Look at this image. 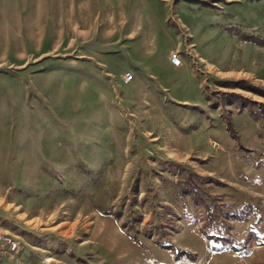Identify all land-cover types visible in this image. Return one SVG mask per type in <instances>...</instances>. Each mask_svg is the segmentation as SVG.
<instances>
[{"label":"rangeland","instance_id":"rangeland-1","mask_svg":"<svg viewBox=\"0 0 264 264\" xmlns=\"http://www.w3.org/2000/svg\"><path fill=\"white\" fill-rule=\"evenodd\" d=\"M145 3L0 9V264H264V0L166 2L198 65L253 74L205 68L197 108L123 82Z\"/></svg>","mask_w":264,"mask_h":264},{"label":"crops","instance_id":"crops-1","mask_svg":"<svg viewBox=\"0 0 264 264\" xmlns=\"http://www.w3.org/2000/svg\"><path fill=\"white\" fill-rule=\"evenodd\" d=\"M42 1L46 0H0V9H5L7 7H14L15 9L25 10L26 8H31L33 10L32 17L36 20L35 11L40 6ZM154 3H145L148 11L151 14L152 21L148 20L145 15V10L142 7V15L138 18H143V26L140 28V24H136L135 34L139 32V44L137 45V53L132 56L130 55V65L132 67V74H134L135 79L139 81H146L154 84L159 88L158 92L171 98L174 101L180 102L182 104L192 103L194 107L196 104L200 103L202 99L201 92V81L198 80L197 75L205 74V71H213L217 69L226 74H237L239 71L245 72V74H252V72L233 69L232 67L226 68L224 70L218 69L212 63L204 62L203 66H199L200 70L196 69L193 64V58L197 57L199 61H205L201 56H195V48L183 47L181 39H172L169 33L165 30V7L167 6V1L169 0H151ZM144 5V4H143ZM163 7V8H162ZM162 9V12H161ZM139 19H137L139 21ZM137 21V22H138ZM142 21V20H141ZM140 21V22H141ZM147 21L149 24L147 25ZM156 23V27H154ZM131 38H136L132 36ZM177 50L180 52L182 57L181 66H172L169 62L170 51ZM206 68V69H205ZM144 70H148L150 73V79L146 80V73ZM206 75V74H205ZM208 76V75H206ZM149 83V84H150ZM147 84V85H149ZM154 93V92H153ZM199 106H196V108ZM192 118V116H191ZM189 120L188 123L195 121ZM210 119L212 120L213 118ZM206 123L205 119H198L197 123ZM245 124H255L252 120H246Z\"/></svg>","mask_w":264,"mask_h":264},{"label":"built area","instance_id":"built-area-1","mask_svg":"<svg viewBox=\"0 0 264 264\" xmlns=\"http://www.w3.org/2000/svg\"><path fill=\"white\" fill-rule=\"evenodd\" d=\"M168 58H169L170 64L172 66H175V67L181 66V64L183 62L181 54L177 50L170 51ZM198 61H199V59L197 57L193 58V64L195 66L197 65L196 69L199 71L200 70V67H199L200 65L198 66ZM132 78H133V75H132L131 71H127V72H125L123 74V82L124 83H128L130 80H132ZM216 145H217V143L213 142V146H216ZM0 240L1 241L4 240L7 244H9L11 249H14L15 246H16L14 241L10 240V238H7L5 236H3V237L0 236Z\"/></svg>","mask_w":264,"mask_h":264},{"label":"trees","instance_id":"trees-1","mask_svg":"<svg viewBox=\"0 0 264 264\" xmlns=\"http://www.w3.org/2000/svg\"><path fill=\"white\" fill-rule=\"evenodd\" d=\"M235 135V134H234ZM235 137H236V135H235ZM193 194H194V198H198V197H196V196H198L197 194L198 193H196L195 191H193ZM205 205V209H206V212H207V214H208V217L211 219V220H215V218H214V214H212V211H210V209H209V207L207 206V204L205 203L204 204Z\"/></svg>","mask_w":264,"mask_h":264}]
</instances>
